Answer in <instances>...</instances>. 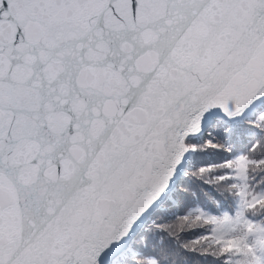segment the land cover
Segmentation results:
<instances>
[{"label": "snow or ice", "instance_id": "obj_1", "mask_svg": "<svg viewBox=\"0 0 264 264\" xmlns=\"http://www.w3.org/2000/svg\"><path fill=\"white\" fill-rule=\"evenodd\" d=\"M0 264H264V0H0Z\"/></svg>", "mask_w": 264, "mask_h": 264}]
</instances>
